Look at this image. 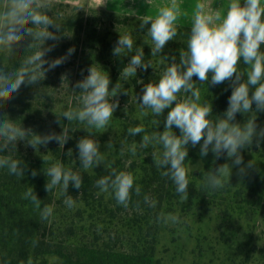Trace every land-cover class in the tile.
<instances>
[{
    "label": "clouds",
    "instance_id": "obj_1",
    "mask_svg": "<svg viewBox=\"0 0 264 264\" xmlns=\"http://www.w3.org/2000/svg\"><path fill=\"white\" fill-rule=\"evenodd\" d=\"M107 4L105 0L97 9ZM145 4L156 9L154 15L138 18L141 29L147 26L146 32L152 42L151 56L161 55L166 44L177 37L180 20L189 21L190 29L186 50L179 51V59L175 55L171 58L161 55L168 63L159 73V79L145 83L136 95L140 116L151 115L156 131L148 133L142 123L128 128L127 135L141 136L139 144L133 142L128 150L134 156L138 148L151 146L154 149L152 162L161 176L175 185L176 194L185 203L191 184L189 169L185 166L189 145H199L201 157L211 152L214 160L226 158V162L208 171L202 184L205 190L224 188L230 182L233 168L243 177L255 167L253 160L244 162L242 151L250 149L254 143L258 147L264 142V127L257 124V113L264 112V0H227L224 8L213 7L212 0H196L191 11L184 6L183 0H163L156 4L154 0H145ZM52 8L53 0H0V110L22 86L39 85L49 71L74 54L75 48L70 47L64 55L48 58L61 35L70 36L62 29L63 23L53 18ZM80 8L85 9L84 6ZM49 40L54 43L47 44ZM133 46L131 34H120L112 54L127 56L134 52ZM144 57V50L136 48L114 85L108 72L93 63L87 69L88 74L74 84L73 91L79 89L76 104L55 113L58 124L63 118L85 130L86 135L76 145L79 165L84 170L103 166L107 175L97 179L95 186L100 192L113 195L117 204L125 208L133 193L140 196L141 188L131 172L117 170L113 162L106 159L96 137L110 128L112 117L120 106L119 96L129 95L121 81L135 77L138 69H154L152 61H145ZM10 63L15 65L11 70ZM225 82L231 87L227 108L222 114L214 115L212 103L202 100L201 89L205 85L218 86ZM166 109L160 131L159 118ZM237 114L246 119L238 122ZM61 127L59 133H37L24 127L21 120H12L0 111V169H7L9 174L22 179L27 174V165L13 155L17 153V143L23 141L25 147L37 153L41 146L46 148L52 142L63 148L71 139L70 130H75ZM112 146L109 140L106 147ZM67 155L72 156V149ZM42 159L45 163L50 158ZM42 171L47 177L45 191L51 193L58 188L59 194L65 197L64 204L68 208L75 207L77 202L68 192L70 185L81 189L83 176L80 171L65 168L59 161ZM37 174V170L31 171L33 177ZM22 199L39 210L41 220H47L53 213L51 206L41 208V199L33 187L23 193ZM144 202L155 207V201L148 196H144ZM158 219L165 223L179 222L178 216L171 213L166 216L161 213Z\"/></svg>",
    "mask_w": 264,
    "mask_h": 264
},
{
    "label": "trees",
    "instance_id": "obj_2",
    "mask_svg": "<svg viewBox=\"0 0 264 264\" xmlns=\"http://www.w3.org/2000/svg\"><path fill=\"white\" fill-rule=\"evenodd\" d=\"M72 4L67 1L53 0V18L62 24V29L68 35H61L60 41L53 51L48 53L49 59H54L64 55L70 47L75 48L74 54L61 66L49 71L46 78L37 86H22L14 98L7 102L0 111L6 113L8 118L12 120H21L24 127L32 128L37 133H47L62 131V126L75 130L79 124L75 122H67L61 119L57 123V116L63 110L73 107L76 103L74 100L67 99L65 104H61L60 108H56L53 100L56 98V92L59 88L64 87L66 83H72L75 75V68L80 58L82 48L88 49L91 61H97L110 51L112 53L115 42L110 40L112 30L98 26L93 21V16H89L85 7ZM95 11L96 8H93ZM102 13H108L115 21L128 22L129 20L138 19L135 15L122 13L106 9L100 10ZM138 29L147 35V26L141 29L140 20ZM190 29L188 25L180 24L177 37L169 41L161 55L171 58L173 55L179 59V51L186 50L187 34ZM53 30L54 29H50ZM134 46L144 50V59H155L161 61L165 66L168 61L163 60L161 55L151 56V45L144 42L138 37L133 38ZM52 44L54 41H47ZM129 53L124 57L113 58L109 63L108 74L110 79L117 78L123 67L131 58ZM14 63L8 64L9 69L14 68ZM241 64V69H243ZM64 78V79H63ZM246 78V77H245ZM208 87V89H207ZM231 94L229 82H225L218 86L205 85L201 89L202 100L206 99L212 103L213 114H222L227 108L228 97ZM253 107H255L253 105ZM56 113V114H55ZM214 118V117H213ZM161 123L159 128L163 129V119L159 118ZM246 117L237 114L236 120L243 122ZM148 130V133L156 131L152 119L147 117L145 123H142ZM257 124L264 127V112L257 113ZM127 127L124 128L125 133ZM179 134V130H175ZM75 132L70 130L71 139L60 148L56 142L49 143L47 147H40L37 153L31 147H25L24 142L17 143V153H13L17 159L27 165V174L21 179L8 173L7 169H0V264H165L160 258L156 257L154 247H148L145 244L140 248L136 246L134 250H127L124 246H116L111 243L110 237L95 236L98 231H92V225H105L115 222V211L121 207L114 204L116 200L113 195H109L108 200L98 198L95 190V182L100 177L107 175L104 168L99 169L93 176L83 178L82 187L76 190L71 185L69 191L76 190L77 194L81 193L80 204L76 211L69 208L67 217L70 223L55 220L54 216L59 214L58 206V188L53 192L45 191V183L47 177L43 173L51 163L62 162L64 167H69L73 162L72 156H68L69 149H76L77 140L74 138ZM140 136V135H138ZM248 152L257 154L261 160L260 171L254 170L252 178L246 187L233 188L231 183H227L222 189L212 191L205 190L202 187L204 178L208 171L215 168L219 164L226 162V158L222 157L214 160L213 154L209 152L206 157L200 156L199 145L192 147L189 145L188 158L185 166L189 169V198L183 203L175 192V185L168 182L160 174L152 160H142L137 171L139 178L136 184L141 188L140 196L132 195L130 202L136 203L142 210L150 209L144 202V196L153 197L156 202V211L165 214L174 213L177 210L190 211L203 215L206 211V204H216V200H226L227 205L225 211H238L239 214L244 212H255L258 205V196L264 194V142L257 147L254 143L250 149H244L242 155ZM42 157H48L45 163ZM200 159L203 163V169L198 175L191 172L189 164ZM230 162V161H229ZM120 161L115 162V168H119ZM135 162L132 164L135 168ZM35 169L38 174L33 177L31 171ZM140 174V175H139ZM258 179V180H257ZM260 185V186H259ZM33 187L38 198L41 199V208L44 205L53 208L52 215L47 220L40 219L39 210H37L30 201L22 199L23 193ZM226 195V196H225ZM115 205L116 207H114ZM213 205V206H214ZM216 206V205H215ZM61 211V210H60ZM73 211V213H72ZM77 223V224H76ZM79 225L80 230L76 228ZM138 227L134 230L137 232L138 239L144 240L148 235H156V227L152 224L145 226L142 221L137 222ZM127 227V226H126ZM125 225L123 226L126 229ZM199 239V236H197ZM263 251V250H262ZM213 261V260H211ZM211 261L207 264H211ZM200 264V263H197ZM261 264V263H259Z\"/></svg>",
    "mask_w": 264,
    "mask_h": 264
},
{
    "label": "rangeland",
    "instance_id": "obj_3",
    "mask_svg": "<svg viewBox=\"0 0 264 264\" xmlns=\"http://www.w3.org/2000/svg\"><path fill=\"white\" fill-rule=\"evenodd\" d=\"M190 6L194 5V1L188 0ZM97 7H88L89 16H93V21L100 26L110 28L112 30V35L110 40H113L116 44L120 34H131L132 39L138 37L142 40V45L147 42L151 45V38L145 33H142L138 29V19L129 20L128 22H118L108 13L104 14L100 10L104 8H98L96 11L93 9ZM110 10V9H106ZM113 11V10H111ZM137 16V15H135ZM143 17V16H137ZM189 26V25H188ZM80 58L75 68V75L72 83H66L64 87H61L56 92V98L53 100L56 108H60L61 104H65L67 99L74 100L76 103V97L79 95V89H75L74 84L77 80L86 76L87 69L93 63L96 67H102L103 70L108 72L109 63L113 58V54L107 51L101 59L97 61H91L89 57L88 49L82 48L80 52ZM130 60V58H129ZM128 60V61H129ZM151 60L154 66L153 68H148L147 71L137 70V75L135 77L129 78L128 81H121L123 83L124 89H127L129 95L119 96V108L114 113L111 121V126L107 131L102 134L97 135V139L100 141L101 152L105 154L106 159L113 162L117 160L120 161V170L131 172L134 177L139 178L137 171L142 160H152L151 152L154 149L150 146L147 149H139L136 155H132L128 150L129 146L135 142L139 144L141 136H129L127 132L125 135L124 128H130L138 126L141 123H145L147 117H141L139 112V104L136 100V95L141 92L143 85L152 80L159 79V73L163 71V64L161 61H156L155 59H145V61ZM127 61V63H128ZM126 63V65H127ZM83 70V71H82ZM120 78L110 79L111 83L114 85ZM196 79L195 77L193 78ZM197 83H199L197 81ZM111 87V85H110ZM207 100V98H206ZM127 105V106H126ZM126 106V108H125ZM167 109L164 114L160 117L163 119L167 115ZM149 119H153L151 115L148 116ZM81 125L75 129L74 138L78 141L81 137L86 135L83 128H79ZM162 131L163 129L159 128ZM111 140L112 147L107 148V142ZM76 149H72L73 162L69 167L73 170L80 171L83 178L91 177L103 166L94 167L92 169L84 170L79 165L77 159L78 152ZM160 150V149H155ZM71 157V156H70ZM244 162L247 163L250 160L255 162V167L248 171V174L241 177L237 175V169L233 168V174L230 178L232 187H246L248 182L252 178V173L254 170L260 171L261 160L257 154L248 152L243 154ZM135 162V170L132 169V165ZM154 164V163H151ZM191 172L198 175L203 169V163L200 159H196L189 164ZM140 175V174H139ZM168 182L169 181L166 177ZM258 180V179H257ZM260 186V185H259ZM71 190V189H69ZM58 206L60 207L59 214L55 215V220L65 221L70 223L71 220L67 217V212L69 208L64 204L65 197L59 194L58 189ZM98 198L103 200H108L109 195L107 193H102L100 190H95ZM68 195H71L74 200H76V206L71 208L76 211L80 204L81 193L77 194L76 190L69 191ZM226 196V195H225ZM150 198L155 201L153 197V192L150 193ZM258 205L256 206L255 212L249 213L244 212L239 214L238 211H225V206L227 205L226 200H216V206L214 204H206L205 212L203 215H197L193 212H185L184 210H177L172 213L178 216L179 222L165 223L163 219H158L163 213H158L155 207H151L147 204L150 209L142 210L133 201L129 203L128 207L117 208L115 211V222L108 223L105 225H92V231H98L95 236H108L110 237L111 243L116 246H124L127 250H134L136 246L142 247L144 244L148 247H154L156 252V257L160 258L165 264H207L211 260V264H264V194L257 197ZM115 200V199H113ZM115 205L117 204L114 201ZM113 205L114 207H116ZM214 205V206H213ZM73 213V211H72ZM142 221L145 224H152L156 227V235H148L144 240H139L137 232L134 230L138 227L137 222ZM77 224V223H76ZM125 225L126 229L123 228ZM80 230L79 225L76 226ZM199 236V239L198 237ZM263 250V251H262Z\"/></svg>",
    "mask_w": 264,
    "mask_h": 264
},
{
    "label": "crops",
    "instance_id": "obj_4",
    "mask_svg": "<svg viewBox=\"0 0 264 264\" xmlns=\"http://www.w3.org/2000/svg\"><path fill=\"white\" fill-rule=\"evenodd\" d=\"M60 1H67L72 4L84 6L86 8L92 6L97 7L99 4L105 2V0H60ZM191 1H194V4L196 2V0H191ZM106 2L108 3L107 6H101L99 8L110 9L113 11L129 13L137 16L154 15L156 11L154 6H147L145 4V0H106ZM161 2H163V0H154V4ZM212 3H213V7L219 6L221 8H224L227 4V0H212ZM183 4L189 11H191V6L188 0H183ZM178 23L182 25L190 26L189 21L184 19L180 20Z\"/></svg>",
    "mask_w": 264,
    "mask_h": 264
}]
</instances>
